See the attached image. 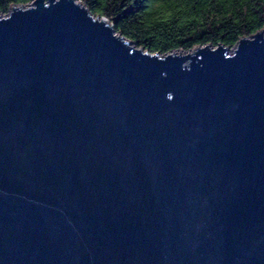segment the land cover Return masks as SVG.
Returning a JSON list of instances; mask_svg holds the SVG:
<instances>
[{
	"label": "water",
	"instance_id": "1",
	"mask_svg": "<svg viewBox=\"0 0 264 264\" xmlns=\"http://www.w3.org/2000/svg\"><path fill=\"white\" fill-rule=\"evenodd\" d=\"M0 14V264H264V29L167 55L79 0Z\"/></svg>",
	"mask_w": 264,
	"mask_h": 264
},
{
	"label": "trees",
	"instance_id": "2",
	"mask_svg": "<svg viewBox=\"0 0 264 264\" xmlns=\"http://www.w3.org/2000/svg\"><path fill=\"white\" fill-rule=\"evenodd\" d=\"M33 0H0V14ZM94 17H105L116 33L153 54L191 51L222 44L264 29V0H79Z\"/></svg>",
	"mask_w": 264,
	"mask_h": 264
},
{
	"label": "rangeland",
	"instance_id": "3",
	"mask_svg": "<svg viewBox=\"0 0 264 264\" xmlns=\"http://www.w3.org/2000/svg\"><path fill=\"white\" fill-rule=\"evenodd\" d=\"M228 48L230 49V47H228ZM229 51H230V52H233V49H230Z\"/></svg>",
	"mask_w": 264,
	"mask_h": 264
}]
</instances>
